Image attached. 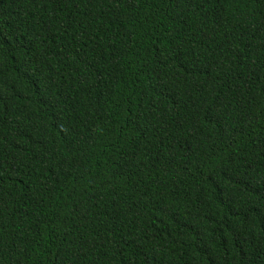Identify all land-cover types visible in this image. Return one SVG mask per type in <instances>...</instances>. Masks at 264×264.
Masks as SVG:
<instances>
[{
    "label": "trees",
    "instance_id": "1",
    "mask_svg": "<svg viewBox=\"0 0 264 264\" xmlns=\"http://www.w3.org/2000/svg\"><path fill=\"white\" fill-rule=\"evenodd\" d=\"M0 264H264V0H0Z\"/></svg>",
    "mask_w": 264,
    "mask_h": 264
}]
</instances>
